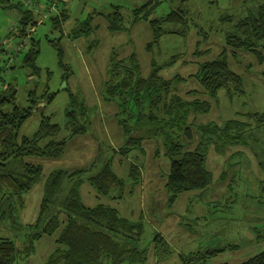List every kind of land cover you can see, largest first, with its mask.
I'll list each match as a JSON object with an SVG mask.
<instances>
[{
  "label": "rangeland",
  "instance_id": "1",
  "mask_svg": "<svg viewBox=\"0 0 264 264\" xmlns=\"http://www.w3.org/2000/svg\"><path fill=\"white\" fill-rule=\"evenodd\" d=\"M11 1L18 3L19 7L4 9L0 6V89L12 83L18 91V100L25 106L29 104L27 100L33 88L39 94L46 90L54 92V99L49 104L41 103L40 109L26 121L19 134L32 136L38 130L43 112L52 115L53 121L63 127L58 138L67 137L65 152L59 158H26L28 162L40 165L43 174L33 190L24 195L25 208L20 210L23 204L19 198L16 200L17 215L23 224L36 221L47 179L55 170L97 172L106 160L122 181L117 184L119 189L113 191V195L119 192L121 197L118 195L119 198L112 199L102 195L101 201H97L96 189L91 182L84 181L80 186L83 202L87 206L103 202L116 208L129 221L142 220V246L149 248L145 264H182L181 255L222 248L228 244H237L239 248L222 251L210 262L241 263L264 250V63L252 52L236 51V57L229 53L231 66L243 77L245 91L238 96L235 93L230 97L221 90L218 99H211L193 76L201 63L216 58L222 52L228 34L235 31L239 34V21L256 12L264 0H154L156 6L151 18H161L181 7L188 12L190 22L185 33L164 34L150 50H147V45L153 41L154 35L147 21L135 23L136 27H131L132 34L112 32L107 28L104 15L97 14L112 12L114 5H120L128 28L133 23V9L148 0H66L70 16L61 28L56 27L51 18L58 16L60 22L64 21L60 10L64 5L59 1ZM47 7H57V12H47ZM20 8L35 10L36 22L27 27H35L34 32L27 34L28 29L23 31L19 28ZM86 21L94 29L85 32L89 28ZM165 28L174 31L185 29L181 24H167ZM75 29L83 30L81 36L74 37ZM124 31L131 32V29ZM32 38L39 49L36 65L41 70L38 74L33 73L25 62ZM59 46L64 51L69 70L59 63ZM197 49L203 54H196ZM133 52L138 57L144 77L150 75L152 61L156 62L163 65L165 78L186 77L178 85L183 97L212 101L210 112L197 115L192 121L194 125L214 121L223 123L232 118L258 124L254 129L242 127L244 136L246 133V144L228 146L223 155L210 146L207 164L213 173V183L208 190L180 194L173 206L169 205L171 195L166 188L171 159L162 139H144L125 153L121 148L126 147L127 137L116 117L119 113L117 101L107 99L105 102L100 93L107 79L111 56L117 53L120 57H128ZM177 55H180L178 60L167 65ZM69 72V79H64ZM67 88L80 94L92 109L89 113L91 130L85 134L70 136L66 130L70 101ZM97 91L100 102H96ZM99 104L105 108L98 107ZM255 112H258L259 120ZM194 125H191L194 138L190 141L185 137L182 139L189 149L198 145L201 136ZM133 165L138 168L136 178L132 176ZM78 181L79 178H66L57 198L60 194L64 197ZM21 231L22 234L10 223L6 225L0 221V237L17 234L22 248L25 241ZM57 234L37 240L31 255L21 258L16 264H45L56 249ZM156 234L165 238L169 253L156 251Z\"/></svg>",
  "mask_w": 264,
  "mask_h": 264
},
{
  "label": "trees",
  "instance_id": "2",
  "mask_svg": "<svg viewBox=\"0 0 264 264\" xmlns=\"http://www.w3.org/2000/svg\"><path fill=\"white\" fill-rule=\"evenodd\" d=\"M65 5L66 0H57ZM4 9L19 7L11 0H0ZM61 6V5H60ZM156 3L148 0L141 6L133 9V23L129 29L141 20L147 21L152 29L154 39L147 45V50L153 46L164 34H183L188 29L190 16L181 7L171 10L161 18H151ZM49 8V7H47ZM60 9V8H59ZM19 28L27 30L28 25L35 23L33 10L20 8ZM62 20L69 19L66 9L61 8ZM104 15L108 22V29L112 32L128 29L124 24L122 6L114 5V10ZM53 24L62 27L58 16H52ZM91 19L93 16L90 17ZM181 24L184 30H167L165 25ZM86 25L89 23L86 21ZM94 29L89 25L85 30ZM83 30L74 33V37L81 36ZM239 34L227 35L226 46L219 55L200 64L198 71L193 75L205 89L211 99H218L219 92L225 90L230 97L235 93L241 95L245 91L243 77L229 62V53L236 57V51L252 52L261 63H264V4L256 12L244 17L238 24ZM17 35H19L17 33ZM31 46L26 51V65L38 74L40 67L36 65L39 53L37 42L32 38ZM203 54L201 50L195 52ZM178 56H173L167 65L176 62ZM59 63L66 70L70 69L65 62L64 51L58 47ZM107 69V79L102 85L101 96L103 101L116 100L119 125L126 133V147L121 148L128 153L131 148L138 146L144 139L160 137L166 147V154L171 159V168L166 183L170 192L169 205L173 206L180 194L191 191L208 190L213 183V173L208 168V149L214 146L216 152L223 155L226 147L246 144L244 128L255 126L252 123L242 122L232 118L223 123L208 122L194 125L196 116L207 114L212 108L210 99H187L178 91V85L186 77L176 75L165 78L162 75L163 65L152 61V70L148 77L141 72V65L136 53L128 57L111 56ZM70 72L64 79H69ZM184 82V81H183ZM70 93L67 110L66 130L70 136L85 134L91 130L90 110L81 95ZM17 89L9 83L0 89V221L10 223L12 228L23 230L25 245L18 244L17 234L0 237V264H16L21 258L30 256L35 250V243L45 235H55L56 249L49 255L45 264H145L149 248L142 246L144 224L142 220L129 221L127 217L114 207L102 202L94 206L84 204L80 193V186L84 181L91 182L97 196L113 195L121 179L114 173L110 163L105 160L99 171L90 173L85 170L67 171L55 170L47 179L44 195L36 221L23 224L17 215V198L25 208L24 195L30 193L43 174L40 165L28 162L26 158L52 157L59 158L66 149L67 137L58 138L63 127L53 121L52 115L41 113L38 130L32 136H20L21 127L39 110L41 103L49 104L55 97L54 92L46 90L39 94L35 88L31 89L28 97V106L20 103ZM88 106V107H87ZM255 117L259 120L258 112ZM264 116V113H262ZM92 115V114H91ZM254 117V116H252ZM193 121V122H192ZM196 127L200 139L194 149L186 147L183 137L189 141L194 138ZM242 127H244L242 129ZM251 130L249 134L252 132ZM138 168L133 165V178H136ZM68 178H79L61 197V184ZM119 195V197H118ZM19 210V211H20ZM7 220V221H4ZM24 228V229H21ZM156 251L170 252L165 238L156 234ZM239 245L228 244L222 248L196 251L187 256L181 255L182 264H214L210 259L227 249H237ZM24 256V257H23ZM219 264H264V250L253 255L241 263L224 262Z\"/></svg>",
  "mask_w": 264,
  "mask_h": 264
},
{
  "label": "crops",
  "instance_id": "3",
  "mask_svg": "<svg viewBox=\"0 0 264 264\" xmlns=\"http://www.w3.org/2000/svg\"><path fill=\"white\" fill-rule=\"evenodd\" d=\"M64 8L66 9V13H68L69 14V16H70V12H69V8L67 7V4L65 3V5H64ZM35 9V8H34ZM30 10H32V9H30ZM34 13V12H33ZM65 22L63 21V24H64ZM136 26H134V27H132L133 29L135 28ZM107 28H108V22H107ZM132 28H131V32H128V31H122V32H127V33H130V34H132ZM129 29V28H128ZM76 31H78V30H74L73 31V33H75ZM150 43V42H149ZM148 43V44H149ZM134 53V52H133ZM100 89V88H99ZM76 93V92H75ZM82 97V96H81ZM101 100H100V96H99V91H97V95H96V102H100ZM102 104H99V106L98 107H100V108H105V107H103V106H101ZM102 118V117H101ZM102 122L104 123V120H103V118H102ZM96 198H97V201L99 200V201H101V199L97 196V192H96ZM103 203V202H102ZM96 204H98V203H96ZM95 204V205H96ZM94 206V205H93Z\"/></svg>",
  "mask_w": 264,
  "mask_h": 264
},
{
  "label": "built area",
  "instance_id": "4",
  "mask_svg": "<svg viewBox=\"0 0 264 264\" xmlns=\"http://www.w3.org/2000/svg\"><path fill=\"white\" fill-rule=\"evenodd\" d=\"M33 11H35V10H33ZM49 11H56L57 12V7H49V9H47V12H49ZM47 14V13H46ZM46 16H44L43 18H45ZM41 22V21H40ZM28 30L26 31L27 32V34H29V33H31V31L32 32H34L35 31V27H29V28H27ZM18 36H20V37H23V38H25V39H27L28 38V36H21V35H18ZM25 41V40H24ZM23 44V43H22ZM20 47V46H19Z\"/></svg>",
  "mask_w": 264,
  "mask_h": 264
}]
</instances>
